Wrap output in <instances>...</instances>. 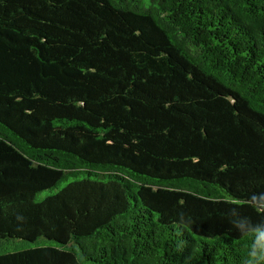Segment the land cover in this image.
Listing matches in <instances>:
<instances>
[{
    "label": "trees",
    "instance_id": "obj_1",
    "mask_svg": "<svg viewBox=\"0 0 264 264\" xmlns=\"http://www.w3.org/2000/svg\"><path fill=\"white\" fill-rule=\"evenodd\" d=\"M259 233L264 0H0V264H264Z\"/></svg>",
    "mask_w": 264,
    "mask_h": 264
},
{
    "label": "clouds",
    "instance_id": "obj_2",
    "mask_svg": "<svg viewBox=\"0 0 264 264\" xmlns=\"http://www.w3.org/2000/svg\"><path fill=\"white\" fill-rule=\"evenodd\" d=\"M250 236H251V234H249V237ZM262 238H264V233H259L257 235V241L261 243V251H264V239H262ZM256 247H257L256 244L251 243V245L249 247L251 257L257 256L258 252L256 250ZM250 264H254V261H251Z\"/></svg>",
    "mask_w": 264,
    "mask_h": 264
},
{
    "label": "rangeland",
    "instance_id": "obj_3",
    "mask_svg": "<svg viewBox=\"0 0 264 264\" xmlns=\"http://www.w3.org/2000/svg\"><path fill=\"white\" fill-rule=\"evenodd\" d=\"M27 247V246H29V244H27V243H24V242H21V241H17L15 244L14 243H12V244H6L5 245V250H8V251H12V250H14V249H16V247ZM1 251H3L2 249H0V252Z\"/></svg>",
    "mask_w": 264,
    "mask_h": 264
}]
</instances>
